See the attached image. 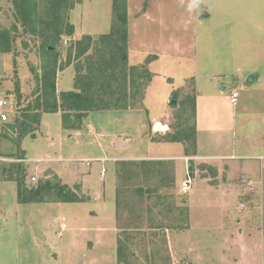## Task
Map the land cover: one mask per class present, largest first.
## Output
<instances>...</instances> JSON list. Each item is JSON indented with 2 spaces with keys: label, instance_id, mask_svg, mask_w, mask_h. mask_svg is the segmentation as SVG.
<instances>
[{
  "label": "rangeland",
  "instance_id": "1",
  "mask_svg": "<svg viewBox=\"0 0 264 264\" xmlns=\"http://www.w3.org/2000/svg\"><path fill=\"white\" fill-rule=\"evenodd\" d=\"M13 1L0 0V31L9 30L13 41L11 53L0 54V101L8 102L9 115L7 122L0 120L1 182L5 179L3 170L18 163L21 152L3 136L17 137L7 125L14 123L22 115V109L34 101L31 96L36 90L35 79L45 62L41 50L44 36H51L55 29L62 32L57 42L59 66L76 60V79H88L93 64L95 75L102 70L104 76L116 73L115 65L108 63L118 57L111 52L112 35L119 29L112 12L113 0L112 8L108 0H96L104 17L111 8L105 26L108 30L111 25L110 33L96 37L92 49L79 60L75 59V52L69 56L75 46L70 23H75L77 4L83 0H34L36 33L22 26ZM128 1L133 50L130 65L146 66L152 74L142 107L146 109L119 115L126 125L110 121L114 113L98 114L95 119H88L87 125L72 138L65 132L60 136L55 125L49 128L51 138L35 141L27 137L21 149L24 145L29 158L52 160L38 164L37 168L36 164H28L26 186L32 187L28 182L30 175L36 176L38 183L66 182L85 202L19 204L15 193L17 183L14 186L12 182L8 188L3 185L0 264H251L250 251H242L235 241L226 239V232L234 231L226 216L233 212L235 219L250 222L254 199L245 201V211H237L238 201L244 198L242 191L237 190L234 196L222 194L221 201L222 196L216 192L206 193L208 197H205L194 180L192 188L184 194L180 185H174L173 174L175 162L184 164L185 145L161 144L159 140L163 136L159 132L163 127L157 123L153 130L151 123L162 120L161 116H169L168 122H162L168 131L193 129L197 115L192 116V104L195 102L197 109L195 82L199 79L203 92L200 99L203 150L220 149L207 143V132L203 129L207 120L209 126L221 127V131L210 136L235 141L239 151L235 163L243 167L258 163L252 159L241 160L251 156L248 150H241L244 140L247 138L250 143L260 132L258 111L245 112L248 116L245 117L241 106L243 101L251 106V100L260 94L262 81L253 83V80L264 79V0H127V5ZM43 23L51 25L49 30H44V35L40 32ZM117 67L120 71V64ZM251 84L255 85L249 87ZM144 89H139L141 97ZM174 91H178L176 107L170 104ZM234 91L239 93L235 107L227 102ZM122 92L123 89L116 91ZM185 99L186 106L179 107ZM51 118L58 123V116ZM89 125L93 127L88 128ZM172 125L178 128L172 130ZM144 131L151 145L139 143L137 137ZM126 139L133 142L125 144ZM114 145L120 149L116 150ZM125 157L136 160L115 162L118 178L115 201L112 160ZM146 157L172 161L143 160ZM188 167L193 171H187V176L215 171L196 161H190ZM76 182L83 183L86 195L80 193ZM239 182L236 179L235 184ZM98 195L105 202L103 199L95 202ZM104 204L113 206V220L107 213L100 217L91 214ZM192 228L198 234L193 235ZM206 230L211 234L202 241L205 238L202 232ZM119 241L122 262L118 259Z\"/></svg>",
  "mask_w": 264,
  "mask_h": 264
},
{
  "label": "trees",
  "instance_id": "2",
  "mask_svg": "<svg viewBox=\"0 0 264 264\" xmlns=\"http://www.w3.org/2000/svg\"><path fill=\"white\" fill-rule=\"evenodd\" d=\"M16 16L26 30L31 28V33H36L35 17L37 15V6L34 0H14ZM113 16L119 29L113 34V55L118 54L117 59L109 61L108 64L115 65L116 73L104 76V71L95 75V64L90 69L88 79H76V85L79 91L63 92L58 94L56 80L58 72L62 70L59 66V54L57 53V42L62 36L59 29L54 33L44 36L41 50L45 58L44 65L41 68V74L36 76V90L31 97L34 98L25 109H22V115L14 123L7 125V129L13 134H17L15 139L5 134L4 139L14 143L20 149V155L17 159L25 158V151L21 149L24 139L27 137L35 138L40 128L42 116L44 114H62V126L66 131H81L85 119L93 112L127 110L129 107L140 109L142 107L141 99L144 98L145 90L152 80V74L146 68L128 66L127 49L129 42V18L127 0H113ZM43 23V29L40 31L44 35V30L50 27ZM16 28V27H15ZM56 28V27H54ZM12 37L9 30L0 31V54H8L12 51ZM69 52L71 56L75 52V59L85 56L93 45L91 37H83L76 42ZM75 49V50H74ZM114 58V57H113ZM112 58V59H113ZM70 62V61H69ZM68 64L70 65V63ZM120 64V71L117 67ZM101 68V67H100ZM98 73V72H97ZM103 75V76H102ZM125 79H117L118 77ZM145 87L141 97L140 88ZM123 89L124 92L116 93ZM18 99H21V91L17 87ZM129 91V92H128ZM128 92V93H127ZM178 91L173 92L171 106L176 107ZM196 94V92H195ZM196 96L192 99L195 101ZM186 99L179 103V107L186 106ZM192 102V103H193ZM193 117L196 116V103L192 104ZM178 126L172 125V130ZM160 142H181L185 145L186 156L197 154V130L196 126L191 130L180 129L177 133L164 135ZM190 170L193 171L192 167ZM6 179L17 183V198L19 204H43V203H64L76 204L84 202L75 190L60 182L50 180L40 181L36 187L26 186L27 171L23 163H14L9 168L3 170ZM57 180V179H56ZM118 259L122 262L121 242L118 244Z\"/></svg>",
  "mask_w": 264,
  "mask_h": 264
},
{
  "label": "crops",
  "instance_id": "3",
  "mask_svg": "<svg viewBox=\"0 0 264 264\" xmlns=\"http://www.w3.org/2000/svg\"><path fill=\"white\" fill-rule=\"evenodd\" d=\"M109 3L111 2V0H108ZM100 4H98L96 2V0H83L82 2L77 4L76 7V17H75V23H70V35H72V40H74V44L80 40L83 39V37L89 36L92 38L93 42L95 40L96 37H98L99 35H104V34H109L110 33V28L111 25L109 26L108 30H105V26H106V20L109 18V11L112 8V4H108L111 5L108 10V14L106 17H104L101 13L102 10L99 6ZM128 18H129V26L131 24L130 22V18H131V13H130V9H129V1H128ZM109 7V6H108ZM113 12V11H112ZM132 46H131V36H130V28H129V42H128V49H127V57H128V66L132 67L133 65H130V61H131V57H132ZM74 62H72V64L70 63V65L67 63L64 67H62V70L58 72L57 75V80H56V88H57V93H63V92H76L79 91V89L77 88L78 86L76 85V77H75V73L76 72V68L74 67V63H77L76 60L73 59ZM143 66V65H141ZM135 67V66H134ZM140 67V66H139ZM78 68V67H77ZM64 69V70H63ZM262 81V86L260 87V94L254 98L253 102H251V106L245 104V101H243L242 104V112L244 114V116L246 117L247 114L245 112H249L250 110L254 109L257 110V114L256 116L259 117V128H260V132L254 136L255 139H250V143H248V139L246 138L244 140V145L242 146L241 150L242 151H249L251 153V156H245L242 157L241 160L244 159H252L254 161H258V163L254 164H250L249 166H242L241 164L235 163L238 156H236V154H238V147L235 145V141L233 142L232 140H230L229 142H227L225 139H216L213 136H210V134H214L215 132H217V130L221 131V127H212L209 126L207 120L205 121L206 126H203V129H206L207 132V142L208 145L210 146H219L218 148H220L218 151L217 150H213V151H205L202 148V144L203 143V138L201 136V131H202V124L200 121V117L202 114V106L200 105V99L203 98V92H202V88H200V80L196 79L195 82V86H196V94L198 93V97H197V109H196V117H197V121H196V126H197V154L196 155H190V156H184V164L182 163H174V174H173V181L174 185H180V187L182 188L183 183L188 179L187 176V171H191L190 167H188V163L191 161H196V162H201V164H205L210 170L213 168L215 171L213 174L210 173H204L202 176L198 175L197 173H195L194 175H189L192 180H194L195 182V186L198 189L199 192H201L205 197H208L206 195V193L211 194L216 192L217 194H219V196L221 197L222 194H229L234 196L237 192V190L240 192L242 191L243 194H241V196H244V198L241 197V199L238 201V205L237 207H235V209L237 211H245L246 210V205H245V201H247V203L249 201H251V199L253 198V207H252V211H250V213H253L250 222L244 221L243 219H235L234 215L235 213L233 212H229L226 216V218L229 221V224L231 227L234 228V231L232 232H226L227 236L226 239H228L229 242H236L238 244L239 247H241L242 251H250L251 253V264H264V79H254L253 83H256ZM211 84L213 85L212 81ZM252 85L255 84H251L249 87H251ZM214 86V85H213ZM224 89V88H223ZM147 90L148 88H146L145 90V94H144V98L142 101V107L144 105V101L147 95ZM212 90V88H211ZM236 92V91H234ZM238 93V92H237ZM239 94V93H238ZM227 102L233 104L231 102V99H228ZM239 103V99L237 100V102L234 104V107L236 105H238ZM171 104V103H170ZM141 107V108H142ZM133 109V108H128L127 110H118V111H102V112H93L90 113L89 116L85 119L84 124H83V128L85 127V125H87V121L88 119H95L96 116L98 114H106V113H114L113 118H110L112 122H116V123H120L122 125H126L128 123H126L123 119H121V116L119 117V115L131 111V112H135V111H143L145 109ZM212 109H218V107L212 106ZM237 109V108H236ZM234 109V110H236ZM170 110V109H169ZM237 111V110H236ZM207 114V110L205 112ZM170 114V112H169ZM52 116H58L59 120L58 123L56 120L52 119ZM162 120L160 121H155L154 123H151V125L153 126V130H155V125L157 123L161 124V126L163 127V130L161 132H159L162 136L167 135L169 133H172L170 130L168 131V129L164 128V123H162L163 121L168 122L169 121V116H161ZM248 117V116H247ZM1 122V121H0ZM53 125L56 126V129L58 130V134L61 136V133L65 132V133H70L71 134V138L73 137V135L78 134L80 131H66L63 129L62 126V114L61 113H56V114H44L42 116V120H41V124H40V128L36 133V137H35V141H39L40 139H43L44 137H50V131L49 128L52 127ZM169 126V125H168ZM89 127H93L92 125H89ZM169 128V127H168ZM90 133H92V129L88 130ZM169 133H168V132ZM262 131V132H261ZM146 131H144L143 133L140 134L141 137H137L139 138V143L140 144H144V143H149V145H151L150 142H152L151 140L149 141L148 137L144 135ZM209 135V137H208ZM51 138V137H50ZM28 139V138H26ZM26 139L24 140L23 143H25ZM222 140V141H221ZM48 141V140H47ZM133 142V140H129L126 139V143L125 144H131ZM161 144H168L167 143H162ZM53 146V145H52ZM116 150H119L120 147L119 145H114ZM127 147V146H126ZM125 148V147H124ZM23 151H25L26 155L25 158L22 159L26 164V169H30L28 164H31L32 166H34L33 164H36V168L38 166V164L42 165V164H48L49 161H51L52 159H48V158H42V157H35V158H29L27 156V150L25 149L24 145L22 148ZM184 152V149L182 150ZM148 159V160H161V161H172V160H168L166 158H152V157H146L143 160ZM119 160H136L134 157H125V158H114L112 161L114 163V189H115V201H116V191H117V182H118V178L115 175V162L119 161ZM257 164L258 165V169H257ZM32 169V168H31ZM192 172V171H191ZM192 174V173H191ZM58 175V174H57ZM59 176V175H58ZM102 177L105 176V173L101 174ZM31 177V175H30ZM60 179H62L59 176ZM236 179L238 181H240L238 184L236 183ZM64 181V179H62ZM213 180H219V182L217 183H212ZM244 180H248L249 182H251L250 185L248 184H243ZM65 182V181H64ZM14 183V184H13ZM12 181H8L6 179L2 180V182L0 181V199L4 200V197H2L3 195V185H5L6 188H8L10 185H14L15 186V182ZM64 185H68L70 188L71 185L67 184L66 182L63 183ZM74 184V183H73ZM75 184H77V186H80V193L81 194H85V189L83 186V183L80 182H76ZM74 184V185H75ZM192 188V186H191ZM190 188V189H191ZM73 189V188H72ZM76 190V189H73ZM223 190H226L225 193H222ZM182 191V190H181ZM15 193H16V197H17V188L15 186ZM76 193L78 195L79 192L76 191ZM86 195V194H85ZM80 197V196H79ZM87 198V196H86ZM99 199H103L105 202V198H102L98 195L97 199H95V202H98ZM249 199V201H248ZM89 201H92L91 198H88ZM221 201L223 200V196L220 199ZM192 201V200H191ZM85 202V201H84ZM82 202V203H84ZM193 204V203H192ZM192 204L190 203V207L193 208ZM244 204L245 205V209L241 210L240 209V205ZM115 205V204H114ZM97 208V207H96ZM113 206L107 207L106 204H104L103 207H101L99 209L98 212H92L91 214L96 215V217H100L102 215H104L105 213L108 214V217L111 216V219L113 217V211H112ZM113 220V219H112ZM232 224V225H231ZM194 227V226H193ZM249 229V230H247ZM96 230V229H95ZM193 230V231H192ZM192 234H198V230H195V228H192ZM220 231V230H219ZM211 231H205L202 232L203 237H205L202 241L206 240L207 237H209L211 233H209ZM218 232V231H217ZM191 234V232L189 233ZM191 234V235H192ZM249 245V247L246 246ZM208 252L210 253L209 249Z\"/></svg>",
  "mask_w": 264,
  "mask_h": 264
},
{
  "label": "built area",
  "instance_id": "4",
  "mask_svg": "<svg viewBox=\"0 0 264 264\" xmlns=\"http://www.w3.org/2000/svg\"><path fill=\"white\" fill-rule=\"evenodd\" d=\"M238 97H239V94L237 92H232V94H231V102L233 104H235L237 102ZM7 106H8V102L7 101H0V120L2 122H7L8 119H9V115H8V113L6 111ZM17 162L18 163H23L24 161L23 160H18ZM103 174H104V172H103ZM28 182H29V184H31L32 187H36L38 185V179H37L36 176H31L30 179H28ZM191 183H192V179L188 175V179L183 183L182 188H181V190H182V192L184 194H186L190 190ZM243 184L250 185L251 182H249L248 180H244ZM240 209L244 210L245 209V205L241 204L240 205ZM65 228H66V226L64 225L63 229H65Z\"/></svg>",
  "mask_w": 264,
  "mask_h": 264
},
{
  "label": "water",
  "instance_id": "5",
  "mask_svg": "<svg viewBox=\"0 0 264 264\" xmlns=\"http://www.w3.org/2000/svg\"><path fill=\"white\" fill-rule=\"evenodd\" d=\"M251 80H253V79H251ZM170 103H175V101H173L172 99L170 100Z\"/></svg>",
  "mask_w": 264,
  "mask_h": 264
}]
</instances>
